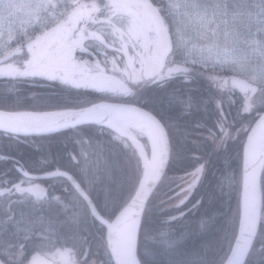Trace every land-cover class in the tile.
Masks as SVG:
<instances>
[{
    "label": "snow or ice",
    "instance_id": "obj_1",
    "mask_svg": "<svg viewBox=\"0 0 264 264\" xmlns=\"http://www.w3.org/2000/svg\"><path fill=\"white\" fill-rule=\"evenodd\" d=\"M0 264H264V0H0Z\"/></svg>",
    "mask_w": 264,
    "mask_h": 264
},
{
    "label": "trees",
    "instance_id": "obj_2",
    "mask_svg": "<svg viewBox=\"0 0 264 264\" xmlns=\"http://www.w3.org/2000/svg\"><path fill=\"white\" fill-rule=\"evenodd\" d=\"M25 88L31 90V91H43L45 90V86H31V85H25ZM79 150V149H78ZM51 152V156L53 160L56 159L57 154H63L65 151L63 145L59 141H53L51 145H48L44 148V152ZM25 154L26 155H31L32 154V149L31 148H25ZM92 161H94L93 158H85V165L91 169L92 166ZM237 162H233V168L236 167ZM228 175V172L224 169L222 162L216 161V165L213 168L212 173L209 176V180L206 182V187L204 189H201V192H206L208 190L215 191L217 196H220L224 200L229 199V190L227 187H225L223 190H221L218 187V184L223 180V178ZM38 183H43L44 186H47L48 184H55L57 187V194H59V191L61 190L60 188V183L56 180H41L38 181ZM67 187V185H65ZM201 193H197V196H199ZM238 199V193L236 191H232L230 193V202L233 207H235L236 202ZM45 213H47V208L43 209ZM39 214V212H37Z\"/></svg>",
    "mask_w": 264,
    "mask_h": 264
},
{
    "label": "flooded vegetation",
    "instance_id": "obj_3",
    "mask_svg": "<svg viewBox=\"0 0 264 264\" xmlns=\"http://www.w3.org/2000/svg\"><path fill=\"white\" fill-rule=\"evenodd\" d=\"M33 255H35L36 253H32Z\"/></svg>",
    "mask_w": 264,
    "mask_h": 264
},
{
    "label": "water",
    "instance_id": "obj_4",
    "mask_svg": "<svg viewBox=\"0 0 264 264\" xmlns=\"http://www.w3.org/2000/svg\"><path fill=\"white\" fill-rule=\"evenodd\" d=\"M42 175V174H41Z\"/></svg>",
    "mask_w": 264,
    "mask_h": 264
}]
</instances>
